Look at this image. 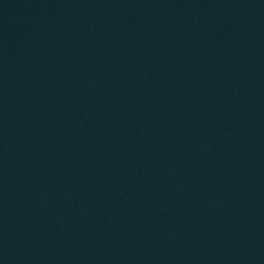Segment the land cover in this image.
Listing matches in <instances>:
<instances>
[{
	"label": "water",
	"instance_id": "1",
	"mask_svg": "<svg viewBox=\"0 0 264 264\" xmlns=\"http://www.w3.org/2000/svg\"><path fill=\"white\" fill-rule=\"evenodd\" d=\"M0 264H264V0H0Z\"/></svg>",
	"mask_w": 264,
	"mask_h": 264
}]
</instances>
